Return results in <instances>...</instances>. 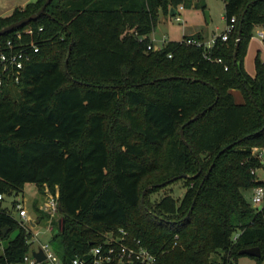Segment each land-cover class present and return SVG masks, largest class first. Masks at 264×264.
<instances>
[{"label": "trees", "instance_id": "trees-1", "mask_svg": "<svg viewBox=\"0 0 264 264\" xmlns=\"http://www.w3.org/2000/svg\"><path fill=\"white\" fill-rule=\"evenodd\" d=\"M45 1L0 16V29ZM223 1L234 28L210 48L185 43L204 40L198 34L148 49L158 12L184 0H51L37 19L0 36L2 46L18 30L43 27L21 81L0 86V193L35 183L32 209L42 224L44 188H58L50 243L65 264L121 228L158 264H230L255 246L260 256L251 257L264 264V205L245 197L264 185L252 173L264 175L253 150L264 149V61L257 54L254 76L244 66L264 26V0ZM180 180L181 198L151 200ZM12 214L0 206V242L17 230L0 264H24L31 247Z\"/></svg>", "mask_w": 264, "mask_h": 264}, {"label": "built area", "instance_id": "built-area-1", "mask_svg": "<svg viewBox=\"0 0 264 264\" xmlns=\"http://www.w3.org/2000/svg\"><path fill=\"white\" fill-rule=\"evenodd\" d=\"M179 6L177 10L182 9ZM175 18L180 20V15L177 12ZM235 17L231 18V22L227 23V28L220 34L214 35L210 41L199 40L196 38H187L185 43L194 44L196 46L212 47L218 38L223 41L228 39V34L234 28ZM43 31V27L35 30L32 27H25L23 30L16 31L9 37L5 43L0 46V86L8 84H18L21 81L25 64L31 60L32 56L40 51L38 35ZM258 35L264 37V30L258 32ZM148 49L158 50L153 43L148 46ZM220 61V59H218ZM255 154L261 160L264 159V149L255 147ZM257 170H252L256 173ZM259 177L264 178L263 171ZM4 199V195L0 193V201ZM252 201L255 205H264V185H258L254 188ZM41 212L49 215L47 220L48 229L52 230V221L59 217V191L56 188L52 192L48 186L44 188V196L42 203L39 205ZM17 222L30 234L31 245L37 243V247L32 251H27L23 256L24 264H65L57 252L53 249L50 242H42L38 239L39 231L36 227L39 225L37 215L31 214L24 201L17 202L12 214ZM3 243L0 242V250H3ZM41 251L44 258L39 261L34 256V252ZM68 264H158L157 257L146 248L140 239H133L128 242L127 232L124 229H119V234L114 231L107 232L103 242L93 246L84 255L74 256Z\"/></svg>", "mask_w": 264, "mask_h": 264}, {"label": "rangeland", "instance_id": "rangeland-1", "mask_svg": "<svg viewBox=\"0 0 264 264\" xmlns=\"http://www.w3.org/2000/svg\"><path fill=\"white\" fill-rule=\"evenodd\" d=\"M35 0H0V16L10 13L14 8L25 6L28 2ZM183 8L179 10L180 20H177L175 15L165 13L160 10L157 15V20L153 31L148 35L151 41L157 48H161L165 43L171 40L182 41L184 36L201 34L206 41H210L215 32H222L227 28V22L224 18V1L223 0H184ZM209 11L210 19L206 16L205 11ZM255 32V31H254ZM261 58V57H260ZM235 99L237 102L243 101L241 91L235 90ZM261 170H257L256 174L260 175ZM187 190L186 181L180 180L162 187L159 191L151 194L152 201L160 199L166 194H171L176 198H181ZM39 188L35 183L24 184L22 190L18 193L5 195L0 201L2 207H7L14 212L12 208L13 202L24 201L31 214L35 215L32 209V202L40 198ZM254 189L247 190L245 197L257 207L252 201ZM42 199L39 201V205ZM261 207V205H258ZM39 231L38 239L42 242H50L52 237L51 230L48 229L47 223L39 224L35 231ZM17 233L16 229L11 230L9 236L4 240V244ZM37 247V243L33 242L29 251ZM230 264H256L253 257L249 255H240L232 258Z\"/></svg>", "mask_w": 264, "mask_h": 264}, {"label": "water", "instance_id": "water-1", "mask_svg": "<svg viewBox=\"0 0 264 264\" xmlns=\"http://www.w3.org/2000/svg\"><path fill=\"white\" fill-rule=\"evenodd\" d=\"M50 2H51V0H46L38 11L30 14L27 17H24V18H22V19H20L18 21H15V22H13V23L1 28L0 29V36L4 35L6 33H9L11 31H13L14 29L22 27V26L28 24L29 22L37 19L39 16H41L43 13H45V9H46L47 5ZM176 13H177V9L172 7L171 11H170V14L174 15ZM205 13H206V16L208 17V19H210L209 18L210 17L209 11L206 10ZM239 35H240V33H239ZM198 116H199V114H196L193 119H196ZM182 135H183V132H182ZM228 147L223 148L222 151L226 150ZM183 176H187V175L183 174L182 177ZM164 184H165V182H163L161 185H164ZM192 208H193V204H192V206L190 208V211L192 210ZM60 211H62L61 207H60ZM64 225H65V218L62 216L59 219V230H63L64 229ZM7 231H8V228L7 227L4 228L3 235H5L7 233ZM239 253L242 254V255L257 256L258 257V256H260V248L258 246L250 247V248H244V249L240 250ZM34 256L37 257V259L39 261H41L44 258V255H43V253L41 251H38V252L35 251L34 252Z\"/></svg>", "mask_w": 264, "mask_h": 264}, {"label": "crops", "instance_id": "crops-1", "mask_svg": "<svg viewBox=\"0 0 264 264\" xmlns=\"http://www.w3.org/2000/svg\"><path fill=\"white\" fill-rule=\"evenodd\" d=\"M177 12L179 13V10H177ZM224 18H225V16H224ZM261 30H264V26H260V27H257L255 29L254 35L252 36V38L249 41L247 53H246L245 61H244L245 69L252 76L255 75V57L257 56V54H259L261 59L264 61V37H261L258 35V32ZM222 32H215L213 34V36L218 35ZM189 36H194V35H189ZM202 38L204 39V37H202ZM152 43H153V41H152ZM234 91H233V93H234ZM234 95H235V93H234Z\"/></svg>", "mask_w": 264, "mask_h": 264}]
</instances>
